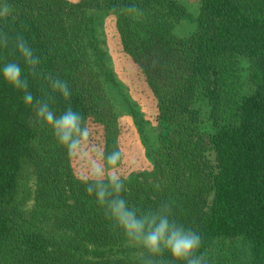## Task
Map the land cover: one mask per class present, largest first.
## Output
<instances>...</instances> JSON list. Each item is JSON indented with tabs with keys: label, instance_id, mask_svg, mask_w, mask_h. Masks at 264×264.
<instances>
[{
	"label": "trees",
	"instance_id": "trees-1",
	"mask_svg": "<svg viewBox=\"0 0 264 264\" xmlns=\"http://www.w3.org/2000/svg\"><path fill=\"white\" fill-rule=\"evenodd\" d=\"M8 3L15 19L0 21V30L22 33L41 58L36 75L22 64L30 91L46 98L49 75L66 80L72 95L56 94L53 110L60 115L70 104L84 127L101 125L104 156L118 150L121 161L119 116L106 89L121 94V87L93 12L115 14L120 45L142 72L165 128L167 158L156 156L151 170L124 178L129 204L148 210L174 201V218L200 234L208 264H264V0H199L195 26L181 34L175 23L194 19L182 0ZM128 4L144 15L122 14ZM238 56L248 60L245 92L235 80ZM16 59L0 48V68ZM200 98L209 104L211 130L199 126ZM34 119L22 93L0 77V264H138L69 169L66 148ZM31 168L40 186L24 215L17 198L26 197L22 177Z\"/></svg>",
	"mask_w": 264,
	"mask_h": 264
},
{
	"label": "clouds",
	"instance_id": "clouds-1",
	"mask_svg": "<svg viewBox=\"0 0 264 264\" xmlns=\"http://www.w3.org/2000/svg\"><path fill=\"white\" fill-rule=\"evenodd\" d=\"M13 12L8 0L0 2V21L14 20ZM120 12L133 18L144 15L136 4L122 6ZM0 48H11V53L18 57L0 68V77L13 90L22 93L23 104L34 111L35 124L50 126L58 144L66 148L69 154H78L88 134V129L83 125V116L74 111L70 104L60 115L51 107L56 94L65 101L69 100L72 93L68 82L49 75L51 94L46 98L34 96L27 78L22 75V64L32 75H36L41 58L22 33L10 35L0 30ZM119 161L118 150L108 153L102 163L88 168L82 183L86 186L87 195L94 198L110 226L122 232L126 246L137 254L138 264H208L206 255L200 251V234L174 218V201H161L155 208L148 210L129 204L126 198L128 189L119 171Z\"/></svg>",
	"mask_w": 264,
	"mask_h": 264
},
{
	"label": "rangeland",
	"instance_id": "rangeland-1",
	"mask_svg": "<svg viewBox=\"0 0 264 264\" xmlns=\"http://www.w3.org/2000/svg\"><path fill=\"white\" fill-rule=\"evenodd\" d=\"M77 1V0H72ZM188 11L194 15V19L185 18L176 22L174 30L178 33H187L195 26V17L198 12L199 0H182ZM96 22L97 35L101 46L105 50L107 65L113 70L116 80L121 87V94L116 93L110 85L107 86V93L112 98L114 108L119 116V148L121 151V161L119 171L123 178L130 179L139 171H149L153 168L156 156L164 157L165 140L163 131L165 128L156 119V101L152 95L143 74L138 66L126 54L119 42L117 30L115 28V14L111 12H93ZM192 20V21H191ZM248 60L243 56H238V67L235 74L237 87L242 92L249 90L247 78ZM196 104L201 110V129L211 130V123L207 118L209 104L205 98H200ZM136 111L141 117L143 137L139 132L136 117L132 116V111ZM88 134L82 141L78 154H69V166L74 176L79 179L86 174L89 167H94L103 162L105 139L101 125L93 122L89 123ZM165 159L167 157H164ZM30 167V166H28ZM30 173L23 175V189L26 197L17 198V203L24 215L31 212L34 205L33 195L36 194V187L40 186L38 177L35 176L33 168ZM130 249V248H129ZM134 254V250H131Z\"/></svg>",
	"mask_w": 264,
	"mask_h": 264
}]
</instances>
